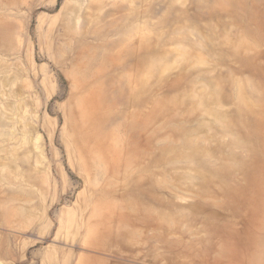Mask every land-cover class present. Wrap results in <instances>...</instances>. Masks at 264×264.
<instances>
[{
    "label": "rangeland",
    "instance_id": "1",
    "mask_svg": "<svg viewBox=\"0 0 264 264\" xmlns=\"http://www.w3.org/2000/svg\"><path fill=\"white\" fill-rule=\"evenodd\" d=\"M0 264H264V0H0Z\"/></svg>",
    "mask_w": 264,
    "mask_h": 264
}]
</instances>
